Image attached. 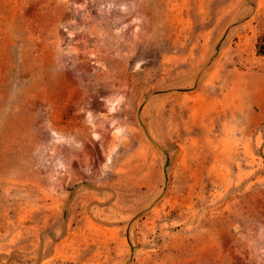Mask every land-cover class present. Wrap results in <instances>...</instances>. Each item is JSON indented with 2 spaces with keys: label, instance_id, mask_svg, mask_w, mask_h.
I'll return each mask as SVG.
<instances>
[{
  "label": "rangeland",
  "instance_id": "rangeland-1",
  "mask_svg": "<svg viewBox=\"0 0 264 264\" xmlns=\"http://www.w3.org/2000/svg\"><path fill=\"white\" fill-rule=\"evenodd\" d=\"M264 0H0V264H264Z\"/></svg>",
  "mask_w": 264,
  "mask_h": 264
},
{
  "label": "trees",
  "instance_id": "trees-1",
  "mask_svg": "<svg viewBox=\"0 0 264 264\" xmlns=\"http://www.w3.org/2000/svg\"><path fill=\"white\" fill-rule=\"evenodd\" d=\"M255 46L257 55L264 57V33L257 37Z\"/></svg>",
  "mask_w": 264,
  "mask_h": 264
}]
</instances>
